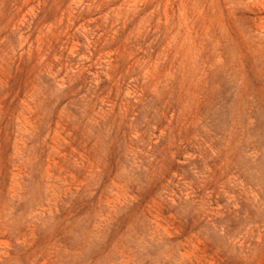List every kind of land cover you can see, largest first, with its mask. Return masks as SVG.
Wrapping results in <instances>:
<instances>
[{"label":"rangeland","instance_id":"obj_1","mask_svg":"<svg viewBox=\"0 0 264 264\" xmlns=\"http://www.w3.org/2000/svg\"><path fill=\"white\" fill-rule=\"evenodd\" d=\"M0 264H264V0H0Z\"/></svg>","mask_w":264,"mask_h":264}]
</instances>
